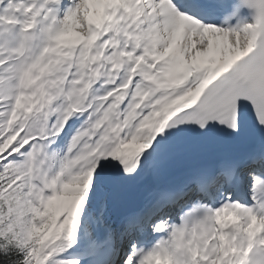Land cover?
Here are the masks:
<instances>
[{
    "label": "snow or ice",
    "instance_id": "snow-or-ice-1",
    "mask_svg": "<svg viewBox=\"0 0 264 264\" xmlns=\"http://www.w3.org/2000/svg\"><path fill=\"white\" fill-rule=\"evenodd\" d=\"M0 264H264V0H0Z\"/></svg>",
    "mask_w": 264,
    "mask_h": 264
}]
</instances>
